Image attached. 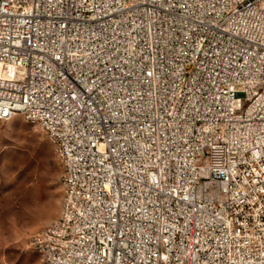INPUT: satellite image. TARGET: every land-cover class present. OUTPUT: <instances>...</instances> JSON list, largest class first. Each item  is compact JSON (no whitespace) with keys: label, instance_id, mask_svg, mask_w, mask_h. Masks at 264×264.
<instances>
[{"label":"built area","instance_id":"2783aa9c","mask_svg":"<svg viewBox=\"0 0 264 264\" xmlns=\"http://www.w3.org/2000/svg\"><path fill=\"white\" fill-rule=\"evenodd\" d=\"M259 11L0 0V103L53 116L42 128L75 159L59 217L32 237L42 264H264Z\"/></svg>","mask_w":264,"mask_h":264},{"label":"rangeland","instance_id":"374dc122","mask_svg":"<svg viewBox=\"0 0 264 264\" xmlns=\"http://www.w3.org/2000/svg\"><path fill=\"white\" fill-rule=\"evenodd\" d=\"M60 170L37 126L22 117L0 121V264H42L32 237L59 217L60 192L48 188Z\"/></svg>","mask_w":264,"mask_h":264},{"label":"bare ground","instance_id":"6f19581e","mask_svg":"<svg viewBox=\"0 0 264 264\" xmlns=\"http://www.w3.org/2000/svg\"><path fill=\"white\" fill-rule=\"evenodd\" d=\"M259 20L264 21V11H259ZM17 117H22L26 122L37 126L44 133L54 149L56 160L61 169H72L75 166V159L71 157V147H62V142H69V135L65 131H58L57 128H49L47 130L42 128L46 127V123H53V116L35 113L31 105H23L22 99H15L9 102V98H2L0 103V121H11ZM79 161L87 162V150L79 151Z\"/></svg>","mask_w":264,"mask_h":264},{"label":"trees","instance_id":"16d2710c","mask_svg":"<svg viewBox=\"0 0 264 264\" xmlns=\"http://www.w3.org/2000/svg\"><path fill=\"white\" fill-rule=\"evenodd\" d=\"M59 173V172H58ZM53 185L51 187L48 188V190L52 193H55L56 196L59 194L60 192V183H59V180H57V176L56 178L54 179Z\"/></svg>","mask_w":264,"mask_h":264}]
</instances>
